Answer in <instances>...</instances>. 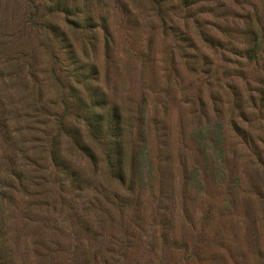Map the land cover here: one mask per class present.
<instances>
[{
    "label": "rangeland",
    "instance_id": "374dc122",
    "mask_svg": "<svg viewBox=\"0 0 264 264\" xmlns=\"http://www.w3.org/2000/svg\"><path fill=\"white\" fill-rule=\"evenodd\" d=\"M53 2L0 0L1 264H264V43L246 52L264 0ZM47 20L122 116L132 191L87 136L86 79Z\"/></svg>",
    "mask_w": 264,
    "mask_h": 264
},
{
    "label": "trees",
    "instance_id": "16d2710c",
    "mask_svg": "<svg viewBox=\"0 0 264 264\" xmlns=\"http://www.w3.org/2000/svg\"><path fill=\"white\" fill-rule=\"evenodd\" d=\"M69 6L63 3V0H54L53 8L60 10L68 14ZM44 26L47 28V39L49 34L51 36L50 43H56L59 51L64 52L68 59L71 68V74L75 77L84 76L87 82V89H89V98L84 99L79 93H75L72 100H76L80 109L84 110L81 114L85 119L88 134L87 136L94 142L101 144L104 153L105 161L109 171V175L118 180L121 184H126L127 188L132 191L136 188L137 183L140 180V169L138 156L136 150L131 151L129 160L126 156L124 148V125L122 122V116L116 109V106L107 107L106 93L98 86L93 84V80L97 78L98 70L94 63L91 64H77L75 59V50L72 48V44L63 28L57 25L55 22L47 20L44 22ZM76 27H84L88 25H75ZM94 26V25H89ZM105 34V45L108 47L110 31L107 25H100ZM252 44L247 49V56L249 58H258L260 52V40L264 43V30L257 34L253 32ZM264 52V48H263ZM264 54V53H263ZM55 72V71H53ZM75 102V104H76ZM72 134H73V130ZM77 132V131H76ZM245 135V133H243ZM75 143L81 150H84L91 158H94L91 146L85 143L78 134H75ZM55 155V153H52ZM55 158V157H54ZM60 163L65 162L63 159H59ZM65 169L68 172L71 170L70 178L73 182L79 183L81 176L74 173V169H71L68 164L63 163ZM1 264V262H0Z\"/></svg>",
    "mask_w": 264,
    "mask_h": 264
}]
</instances>
